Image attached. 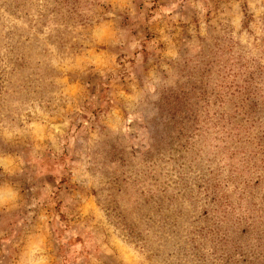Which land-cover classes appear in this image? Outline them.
<instances>
[{"label": "rangeland", "instance_id": "rangeland-1", "mask_svg": "<svg viewBox=\"0 0 264 264\" xmlns=\"http://www.w3.org/2000/svg\"><path fill=\"white\" fill-rule=\"evenodd\" d=\"M0 264H264V0H0Z\"/></svg>", "mask_w": 264, "mask_h": 264}]
</instances>
